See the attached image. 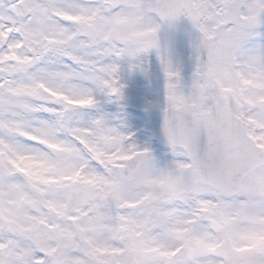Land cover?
Wrapping results in <instances>:
<instances>
[{
    "label": "snow or ice",
    "instance_id": "1",
    "mask_svg": "<svg viewBox=\"0 0 264 264\" xmlns=\"http://www.w3.org/2000/svg\"><path fill=\"white\" fill-rule=\"evenodd\" d=\"M0 264H264V0H0Z\"/></svg>",
    "mask_w": 264,
    "mask_h": 264
}]
</instances>
